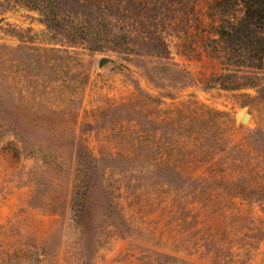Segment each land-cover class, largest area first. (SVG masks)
Instances as JSON below:
<instances>
[{
    "label": "rangeland",
    "instance_id": "obj_1",
    "mask_svg": "<svg viewBox=\"0 0 264 264\" xmlns=\"http://www.w3.org/2000/svg\"><path fill=\"white\" fill-rule=\"evenodd\" d=\"M216 2L88 0L73 44L0 1V264H264V65Z\"/></svg>",
    "mask_w": 264,
    "mask_h": 264
},
{
    "label": "trees",
    "instance_id": "obj_2",
    "mask_svg": "<svg viewBox=\"0 0 264 264\" xmlns=\"http://www.w3.org/2000/svg\"><path fill=\"white\" fill-rule=\"evenodd\" d=\"M0 1L10 4L24 3L36 8L44 13L50 24H59L73 44L88 42L87 36L92 31L90 23L80 17L83 12L75 11L77 17L71 13L73 12L71 6H85L88 0ZM216 5L221 13L217 33L221 42V52L225 60L227 56L231 62H228V66H241L236 62H243L247 66L264 65V0H217ZM59 15H62L63 22ZM231 81L236 82L233 79ZM238 85L236 88L251 86L244 83Z\"/></svg>",
    "mask_w": 264,
    "mask_h": 264
},
{
    "label": "water",
    "instance_id": "obj_3",
    "mask_svg": "<svg viewBox=\"0 0 264 264\" xmlns=\"http://www.w3.org/2000/svg\"><path fill=\"white\" fill-rule=\"evenodd\" d=\"M110 59L109 58H101L99 61V65L102 66L105 63L109 62ZM250 118V114L249 113H245L244 116L242 117V121L246 122L248 119Z\"/></svg>",
    "mask_w": 264,
    "mask_h": 264
}]
</instances>
